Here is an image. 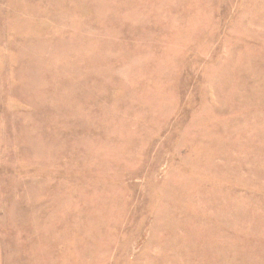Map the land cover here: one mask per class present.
Listing matches in <instances>:
<instances>
[{"label": "rangeland", "instance_id": "374dc122", "mask_svg": "<svg viewBox=\"0 0 264 264\" xmlns=\"http://www.w3.org/2000/svg\"><path fill=\"white\" fill-rule=\"evenodd\" d=\"M0 264H264V0H0Z\"/></svg>", "mask_w": 264, "mask_h": 264}]
</instances>
